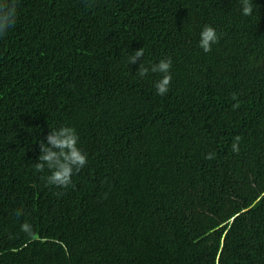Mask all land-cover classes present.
Returning <instances> with one entry per match:
<instances>
[{
	"label": "trees",
	"instance_id": "1",
	"mask_svg": "<svg viewBox=\"0 0 264 264\" xmlns=\"http://www.w3.org/2000/svg\"><path fill=\"white\" fill-rule=\"evenodd\" d=\"M252 3L244 16L240 0H17L0 37V264H264V0ZM205 25L219 37L208 53ZM166 57L161 96L160 74L137 71ZM62 126L88 156L67 188L34 167Z\"/></svg>",
	"mask_w": 264,
	"mask_h": 264
},
{
	"label": "clouds",
	"instance_id": "2",
	"mask_svg": "<svg viewBox=\"0 0 264 264\" xmlns=\"http://www.w3.org/2000/svg\"><path fill=\"white\" fill-rule=\"evenodd\" d=\"M241 12L244 16H250L253 13L254 5L252 0H240ZM17 0H2L0 2V37L4 36L7 30L13 26L16 19ZM219 37L215 28L205 25L200 32L199 47L208 53L212 50V45L218 43ZM144 56V49L140 48L132 53H127L128 64H136L137 60ZM171 57L161 59L158 63L144 66L139 65L138 76L145 77L150 72L159 73L160 79L155 82V88L158 95H165L169 91L172 82ZM79 135L72 126H62L59 129H52L46 136V143L40 142L41 154L38 162L35 163L36 172H45L49 174L46 182L50 186L57 188H67L72 184V177L83 169L88 163L87 154L79 147ZM240 136H236L232 143V151L239 153ZM215 154L209 153L206 159H214ZM20 213L18 212L17 215ZM21 231L31 236L33 234L32 226L25 222L21 225Z\"/></svg>",
	"mask_w": 264,
	"mask_h": 264
}]
</instances>
